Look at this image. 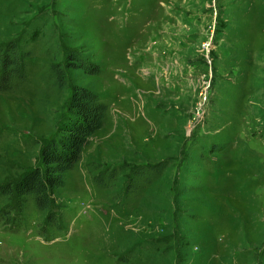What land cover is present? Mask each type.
Returning a JSON list of instances; mask_svg holds the SVG:
<instances>
[{
  "label": "rangeland",
  "instance_id": "rangeland-1",
  "mask_svg": "<svg viewBox=\"0 0 264 264\" xmlns=\"http://www.w3.org/2000/svg\"><path fill=\"white\" fill-rule=\"evenodd\" d=\"M11 45L26 79L0 89V264H264V0H0ZM74 85L106 119L41 210L3 189Z\"/></svg>",
  "mask_w": 264,
  "mask_h": 264
},
{
  "label": "trees",
  "instance_id": "trees-1",
  "mask_svg": "<svg viewBox=\"0 0 264 264\" xmlns=\"http://www.w3.org/2000/svg\"><path fill=\"white\" fill-rule=\"evenodd\" d=\"M0 49V89L8 90L16 81L26 79L24 53L16 45ZM66 62L84 68L90 74L100 72L97 64L83 62L74 51L67 54ZM54 70L57 81L64 85V70L58 65ZM107 109L106 103L97 93L84 86L74 85L57 132L41 146L39 164L26 170L9 189H3L5 193L19 198L33 196L39 209H51L54 189L64 185V174L80 161L90 137L103 126ZM51 216H54L52 212Z\"/></svg>",
  "mask_w": 264,
  "mask_h": 264
}]
</instances>
